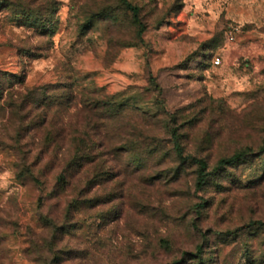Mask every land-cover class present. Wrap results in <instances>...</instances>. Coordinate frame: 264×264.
<instances>
[{"label":"rangeland","instance_id":"obj_1","mask_svg":"<svg viewBox=\"0 0 264 264\" xmlns=\"http://www.w3.org/2000/svg\"><path fill=\"white\" fill-rule=\"evenodd\" d=\"M129 2L146 26L141 42L120 0H0V264H264V225L248 228L264 224V152L210 175L198 191L195 166L178 169L165 150L135 172L109 162L113 176L84 192L94 202L67 221L65 196H45L54 167L41 166L43 185L16 180L19 161L4 147L16 139L15 108L24 104L23 142L40 147L43 131H27L39 122L40 99L51 96L49 118L59 121L68 85L125 92L132 106L126 137L138 129L164 149L171 146L163 127L169 113L184 154L205 159L209 171L242 143L257 149L264 0ZM33 90L37 102L28 104ZM41 215L65 223V232L56 235Z\"/></svg>","mask_w":264,"mask_h":264},{"label":"trees","instance_id":"obj_2","mask_svg":"<svg viewBox=\"0 0 264 264\" xmlns=\"http://www.w3.org/2000/svg\"><path fill=\"white\" fill-rule=\"evenodd\" d=\"M120 1L130 12L131 22L136 27V35L141 42L146 26L140 19V9L132 5L129 0ZM153 81L154 78L150 76V82ZM154 89L157 91V95L160 94L157 84H154ZM65 90V97L61 99H65L68 103L64 105L59 121H54V117L49 118V109L55 107L52 105L55 103L51 96L43 93V97L40 99L42 111L37 117L39 122L33 124L34 126L29 125L27 129L31 132L35 130V127L43 131V141L40 143V147L34 143H31L32 145L29 147L27 143L23 142L26 137V129H24L23 123H20L25 119L19 113L24 109L22 103L18 104L16 108L14 106V113L20 121L15 133L16 139L13 144L4 146L19 161L15 163V178L20 182L28 180L35 186L43 185L39 179V175L43 174L41 166L44 164L45 167L50 166L56 169L51 191L45 196L49 199L65 196L66 208L62 217L64 221L70 219L72 212L79 210L83 205H90L94 202L91 198H84L85 193H91L101 178L108 180L110 176H113L109 172V162L119 169L122 167L126 172H135L147 164V158L165 150L166 158L173 157L171 160L177 162L178 169L187 164L195 166L194 188L198 191L203 188L210 175L246 160L255 150L264 152L263 128V136L259 138L257 149L252 144L242 143L231 154L220 157L215 167L209 171L205 159L184 154L183 146L179 141L181 133L178 126L180 125L170 126L169 120H173L174 117L169 113H164L165 122L163 123L165 124L163 127L171 136V146H165L164 149V146L159 145L155 138H149L140 130H136V127L132 129L136 130V133L133 134L134 139L126 137L130 133L128 132L129 125L131 127L132 125L124 121V116L132 106L128 100L121 98L125 92L107 94L102 87L94 86L91 88L80 87L76 91L72 90L70 85L65 86ZM32 92L31 99L29 97L31 101L28 104L37 102V98L34 96L35 90ZM70 109L71 111H69ZM147 116L155 124L162 122L158 113ZM247 119L248 117L245 120ZM173 121L176 124L175 118ZM244 124L245 128L252 127L250 121H246ZM58 140H60L59 143ZM31 152H35L34 160L27 162V157ZM44 157L48 158L45 163H43ZM156 162L160 164L164 161ZM67 189L72 191L71 197H69L71 194H66ZM200 207L203 208L204 205H200ZM40 220L44 226L51 227L56 235H61L66 230L65 223L61 224L47 215H41ZM263 225L262 221H254L248 228L253 226L255 229H259ZM199 250H201L200 247Z\"/></svg>","mask_w":264,"mask_h":264},{"label":"built area","instance_id":"obj_3","mask_svg":"<svg viewBox=\"0 0 264 264\" xmlns=\"http://www.w3.org/2000/svg\"><path fill=\"white\" fill-rule=\"evenodd\" d=\"M212 62H213V64H215V65L219 64V58L214 57Z\"/></svg>","mask_w":264,"mask_h":264}]
</instances>
